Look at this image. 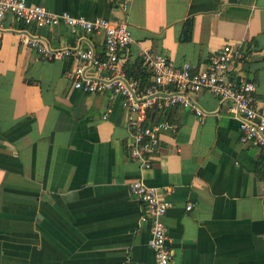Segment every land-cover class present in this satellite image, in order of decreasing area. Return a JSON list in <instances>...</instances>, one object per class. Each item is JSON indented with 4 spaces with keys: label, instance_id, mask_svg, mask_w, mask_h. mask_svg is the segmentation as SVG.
Segmentation results:
<instances>
[{
    "label": "crops",
    "instance_id": "1",
    "mask_svg": "<svg viewBox=\"0 0 264 264\" xmlns=\"http://www.w3.org/2000/svg\"><path fill=\"white\" fill-rule=\"evenodd\" d=\"M54 13L123 18L115 0H26ZM131 42L122 70L148 71L141 52L165 53L175 65L199 66L229 43L251 52L242 74L264 109V0H131ZM191 34L181 39L185 20ZM51 49L92 48L105 55L102 32H71L61 22L36 27L6 14L0 42V264H156L151 224L128 189L140 176L131 158L128 108L112 89L73 86L70 57L45 59L20 31ZM89 76H103L87 65ZM149 80H151V75ZM137 85V84H136ZM135 92H140L135 89ZM194 107L151 105L144 122L160 133L157 157L142 172L170 201L163 221L167 264H264V154L239 140L231 100L188 92ZM106 115V116H104ZM190 204L191 208L186 206Z\"/></svg>",
    "mask_w": 264,
    "mask_h": 264
},
{
    "label": "built area",
    "instance_id": "2",
    "mask_svg": "<svg viewBox=\"0 0 264 264\" xmlns=\"http://www.w3.org/2000/svg\"><path fill=\"white\" fill-rule=\"evenodd\" d=\"M115 1L124 12L121 19H90L67 11L54 13L41 4L26 0H0V42L6 14L13 15L25 25L42 27L63 22L71 32L82 30L103 33L105 55H96L92 48L51 49L46 41L25 29L20 31V41L35 49L45 59L70 57L76 63L71 73L74 87L86 92H102L109 88L122 96V104L128 108L127 127L131 136L128 153L138 162L141 173L129 182L128 189L143 205L142 219L150 221L149 246L155 263L167 264L172 252L168 246L163 216L171 203L156 186L144 181L142 172L150 168L157 157L160 133L168 127L174 129L175 125L166 122L145 123L148 107L155 105L162 108L181 103L194 107L201 119L204 112L191 102L188 92L206 90L221 99H229L230 110L239 119V140L258 145L263 154L264 109L259 110L255 104L254 81L242 74V67L251 58V52L229 43L211 53L208 60L199 66L189 61L175 65L165 53L143 49L142 61L151 72V80L144 89L135 92L136 79L127 76L119 62V53L131 42V31L125 14L131 0ZM89 64L94 65L97 71H106L107 74L96 77L87 75L85 67ZM262 170L264 172V161ZM186 208L190 209L191 205L188 204Z\"/></svg>",
    "mask_w": 264,
    "mask_h": 264
},
{
    "label": "trees",
    "instance_id": "3",
    "mask_svg": "<svg viewBox=\"0 0 264 264\" xmlns=\"http://www.w3.org/2000/svg\"><path fill=\"white\" fill-rule=\"evenodd\" d=\"M191 25H192L191 19H187L184 21L181 32V39L187 40L190 38ZM144 69L145 68H143L142 71H137L134 69H130V67L127 68L125 67V73L127 74V76H132L134 79H136L137 85L135 89L137 91H141L142 89H144V87L147 86L150 82L149 78L151 72L150 70L146 71Z\"/></svg>",
    "mask_w": 264,
    "mask_h": 264
}]
</instances>
